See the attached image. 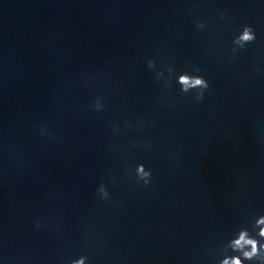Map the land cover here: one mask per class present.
Listing matches in <instances>:
<instances>
[{
  "label": "clouds",
  "instance_id": "1",
  "mask_svg": "<svg viewBox=\"0 0 264 264\" xmlns=\"http://www.w3.org/2000/svg\"><path fill=\"white\" fill-rule=\"evenodd\" d=\"M220 18H224L223 13H221ZM196 27L198 29H204L205 22H197ZM255 40L256 33L254 28L246 24L234 37L231 51L233 53H236L238 50L242 51L248 44L253 43ZM147 67L149 69H155V60H149ZM167 71L169 79L165 81V86L170 87L174 69L168 67ZM200 72L201 69L199 67H192L191 73L195 74L184 71L176 76L175 79V83L180 86L181 93L185 95L191 93L193 99L197 102L204 99L205 93L210 88L208 80L200 75ZM156 76L159 80L164 77V72L158 71ZM92 107L94 111H101L104 107L101 98L98 97ZM41 132H43V129H41ZM134 174L136 181L142 182L145 187L151 184L152 171L146 168L143 163L136 165ZM98 194L102 200H109V192L103 183L98 188ZM35 226L37 228L40 227L38 222ZM221 251L222 257L216 260L215 264H264V215L256 216L250 227L247 225L239 227L234 235L223 244ZM87 262V256H80L78 259H72L69 264H87Z\"/></svg>",
  "mask_w": 264,
  "mask_h": 264
}]
</instances>
